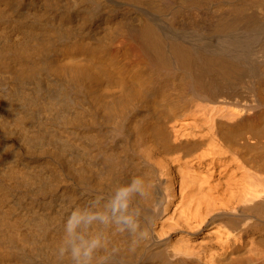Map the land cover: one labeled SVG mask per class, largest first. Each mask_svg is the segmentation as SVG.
<instances>
[{
	"label": "bare ground",
	"instance_id": "1",
	"mask_svg": "<svg viewBox=\"0 0 264 264\" xmlns=\"http://www.w3.org/2000/svg\"><path fill=\"white\" fill-rule=\"evenodd\" d=\"M81 238L264 264V0H0V264Z\"/></svg>",
	"mask_w": 264,
	"mask_h": 264
},
{
	"label": "clouds",
	"instance_id": "2",
	"mask_svg": "<svg viewBox=\"0 0 264 264\" xmlns=\"http://www.w3.org/2000/svg\"><path fill=\"white\" fill-rule=\"evenodd\" d=\"M123 207H127L125 204ZM78 210L74 209L69 214L68 221H67V230L71 231V227L75 218H77ZM95 217H90V219ZM123 223L130 227L131 229H135L136 224L132 220L130 216H124L121 218ZM67 243V241H66ZM100 246V241L98 238H81L80 242L75 245L70 246V251L73 259L75 260L76 264H89L93 251ZM64 249H61L63 252Z\"/></svg>",
	"mask_w": 264,
	"mask_h": 264
}]
</instances>
